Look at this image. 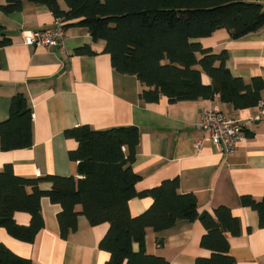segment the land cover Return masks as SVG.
I'll return each instance as SVG.
<instances>
[{
  "label": "crops",
  "instance_id": "obj_1",
  "mask_svg": "<svg viewBox=\"0 0 264 264\" xmlns=\"http://www.w3.org/2000/svg\"><path fill=\"white\" fill-rule=\"evenodd\" d=\"M256 1L264 5V0ZM5 0H0V5ZM62 9L67 7L58 0ZM57 17L44 4L23 0L20 10L4 13L0 24L10 37V44L0 48V121L8 116L11 97L22 93L31 109L32 144L30 147L1 150L0 170L10 163L14 173L25 177L47 174L80 177L77 161L68 156L78 142L63 134L67 128L88 124L103 130L113 126H136L139 138L132 161L140 175L138 191L177 177L179 192H193L198 211L213 214L218 205L228 206L239 218L240 232L227 233L235 264H264V227L258 214L243 206L240 196L255 199L264 196V106L235 109L220 100L218 94L195 100L169 102L160 96L148 102L139 93L145 86L135 75L117 72L103 39L93 40L78 19L56 22ZM60 27L64 31L61 46L27 45L23 36L29 32ZM214 52L227 51L226 65L232 75L248 82L254 76L264 80V27L239 38H231L225 28L197 38ZM89 46L93 54H77L75 49ZM204 83L210 78L203 74ZM264 101V90L262 100ZM216 107L227 117L250 119L245 125L246 138L225 155L217 145L204 141L200 151L194 142L204 136L199 127L201 113ZM51 182L39 183L48 190ZM151 197H133L129 201L133 215L150 205ZM44 226L32 242L14 238L0 227V243L31 264H104L109 252L98 247L108 228L103 222L91 225L85 215L77 218V228L67 238L59 235L56 214L60 205L41 198ZM18 224L27 225L30 215L15 212ZM205 229L199 220H178L163 230H145V250L164 257L168 264H193L196 257L209 256L200 246ZM134 251L138 244L133 243Z\"/></svg>",
  "mask_w": 264,
  "mask_h": 264
},
{
  "label": "trees",
  "instance_id": "obj_2",
  "mask_svg": "<svg viewBox=\"0 0 264 264\" xmlns=\"http://www.w3.org/2000/svg\"><path fill=\"white\" fill-rule=\"evenodd\" d=\"M46 5L55 17L78 19L93 40L105 41L104 51L111 66L120 73L135 75L143 87L142 100L169 102L195 100L218 94L235 109L258 105L262 100L264 80L254 76L246 82L232 75L226 65L227 51L214 52L197 38L225 28L231 38H239L264 27V5L247 0H28ZM23 0H5L0 10L6 14L18 11ZM10 37L0 24V48L10 44ZM77 54H93L89 46L75 49ZM210 78L204 83L202 75ZM78 142L68 156L77 161L80 177L47 174L25 177L14 173L10 163L0 170V227L24 242H32L43 228L41 198L59 204L56 214L62 238L76 230L77 218L85 215L91 225L107 222L108 228L98 242L109 252L104 264H168L159 255L145 250V230L159 231L178 220H199L205 232L200 246L210 255L195 258L193 264H235L230 253L227 233L240 232L239 218L226 205H218L213 214L198 211L193 192H179L177 177L138 191L140 179L132 168L139 130L136 126H113L103 130L81 124L63 131ZM32 144L31 109L27 97H11L8 116L0 121V149L12 150ZM51 182L48 190L39 183ZM151 197L145 211L133 215L129 201L133 197ZM243 206L258 214V225L264 227V196H240ZM30 215L27 225L18 224L15 212ZM133 243L138 244L134 251ZM0 264H31L0 243Z\"/></svg>",
  "mask_w": 264,
  "mask_h": 264
},
{
  "label": "built area",
  "instance_id": "obj_3",
  "mask_svg": "<svg viewBox=\"0 0 264 264\" xmlns=\"http://www.w3.org/2000/svg\"><path fill=\"white\" fill-rule=\"evenodd\" d=\"M61 21L62 18L57 17V24H60ZM63 39V29L55 27L29 32L23 36V43L27 45L61 46ZM258 105L262 108L264 101H260ZM248 121L250 119L243 120L227 117L216 107L204 109L198 124L204 131V136L194 142L195 151H200L203 142L209 141L217 145L223 154L228 155L232 153L237 144L245 140L246 135L243 131Z\"/></svg>",
  "mask_w": 264,
  "mask_h": 264
}]
</instances>
